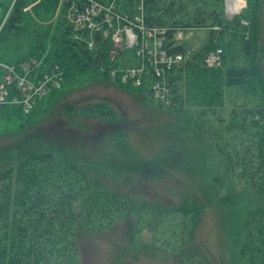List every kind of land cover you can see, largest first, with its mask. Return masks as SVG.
I'll use <instances>...</instances> for the list:
<instances>
[{
	"label": "trees",
	"instance_id": "1",
	"mask_svg": "<svg viewBox=\"0 0 264 264\" xmlns=\"http://www.w3.org/2000/svg\"><path fill=\"white\" fill-rule=\"evenodd\" d=\"M71 1L0 0V26L7 15L0 29V80L13 72L5 85L8 97L0 104V121L29 130L77 89L108 81L112 69L141 65L132 49L115 47L101 33L75 38L66 19ZM118 2L131 14L138 0ZM224 3L143 0L146 26L166 30L171 52L183 54L175 39L179 30L208 28L209 40L165 74V105L149 90L153 70L147 65L140 87L115 85L211 137L226 170L238 169L249 180L257 205L243 222L238 264H264V0H247L246 8L230 19ZM217 49L222 50V63L209 66L206 58ZM45 77V90L30 93L27 108L18 79L38 86ZM64 111L69 118L114 120L105 103L66 104ZM18 153L15 163L0 166V264H79L75 235L81 222L98 233L133 218L134 241L148 232L152 246L171 253L183 250L193 237L199 207L192 201L169 206L132 199L68 155L33 149Z\"/></svg>",
	"mask_w": 264,
	"mask_h": 264
},
{
	"label": "rangeland",
	"instance_id": "2",
	"mask_svg": "<svg viewBox=\"0 0 264 264\" xmlns=\"http://www.w3.org/2000/svg\"><path fill=\"white\" fill-rule=\"evenodd\" d=\"M243 2L239 11L228 14L225 0V17L239 14L247 6V0ZM209 35L208 28L184 30L179 40L184 59L205 47ZM110 80L77 89L29 130L0 121V166L15 163L21 149L53 151L68 155L132 199L169 206L192 201L199 207L192 239L173 253L152 246L148 232L134 241L132 217L98 233L89 232L81 222L75 235L79 264H238L243 222L257 205L249 180L238 169L226 170L211 137L183 125L155 103L142 104ZM94 103L110 106L114 120L69 118L63 112L66 104Z\"/></svg>",
	"mask_w": 264,
	"mask_h": 264
},
{
	"label": "built area",
	"instance_id": "3",
	"mask_svg": "<svg viewBox=\"0 0 264 264\" xmlns=\"http://www.w3.org/2000/svg\"><path fill=\"white\" fill-rule=\"evenodd\" d=\"M65 1V0H63ZM119 0H72L66 19L72 26L75 38H79L82 33H101L104 37L110 38L115 47L122 49H132L140 61V66H133L127 69H112L108 72L111 80H116L123 86L138 88L142 85V76L146 68L153 70V82L149 90L153 91L156 102L167 104V86L165 84V74L173 67L182 64L185 59L181 53H174L166 47V30L157 27L148 28L145 24V14L143 0H138L133 6L132 13L124 12L121 9ZM3 26V23L0 26ZM182 38V31H177L175 39ZM92 41H88V46ZM222 50L217 49L211 52L206 58L209 66H220ZM34 64V62H33ZM27 66L24 70L26 71ZM10 70L3 80H0V104L5 103L8 97L6 84H10L12 79ZM48 77L38 86L28 83L24 78H19L17 82L27 96L24 100L29 108V94H39L45 90ZM30 94V95H31ZM16 102V101H15Z\"/></svg>",
	"mask_w": 264,
	"mask_h": 264
},
{
	"label": "bare ground",
	"instance_id": "4",
	"mask_svg": "<svg viewBox=\"0 0 264 264\" xmlns=\"http://www.w3.org/2000/svg\"><path fill=\"white\" fill-rule=\"evenodd\" d=\"M243 0H229L227 1V12L228 14H234L239 11V8L243 5Z\"/></svg>",
	"mask_w": 264,
	"mask_h": 264
},
{
	"label": "water",
	"instance_id": "5",
	"mask_svg": "<svg viewBox=\"0 0 264 264\" xmlns=\"http://www.w3.org/2000/svg\"><path fill=\"white\" fill-rule=\"evenodd\" d=\"M226 2H227V0H226Z\"/></svg>",
	"mask_w": 264,
	"mask_h": 264
}]
</instances>
